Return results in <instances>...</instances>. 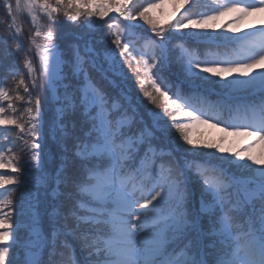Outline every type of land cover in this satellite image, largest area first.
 <instances>
[{
  "label": "snow or ice",
  "instance_id": "obj_1",
  "mask_svg": "<svg viewBox=\"0 0 264 264\" xmlns=\"http://www.w3.org/2000/svg\"><path fill=\"white\" fill-rule=\"evenodd\" d=\"M175 2L190 7L166 28L150 16L166 0H0V264H264V26L210 34L264 0ZM64 22L83 32L62 48Z\"/></svg>",
  "mask_w": 264,
  "mask_h": 264
},
{
  "label": "trees",
  "instance_id": "obj_2",
  "mask_svg": "<svg viewBox=\"0 0 264 264\" xmlns=\"http://www.w3.org/2000/svg\"><path fill=\"white\" fill-rule=\"evenodd\" d=\"M14 2V0H13ZM144 3V0H133L132 5H130L129 7L132 9V11H136L138 10L141 5ZM210 3V0H199V8L198 10H205L204 9V5ZM188 7H190V5H185V6H181L180 4L176 3L175 0H166V3L164 4V6L162 8L159 9H154L151 13L150 16L155 20V22L159 25V26H164V27H169V22L171 23V25H174L176 23V19H179L180 14H183L185 12L188 11ZM179 9V12H177V10ZM3 14H0V16H2ZM115 13H110L109 17H106V20H110L112 16H114ZM176 16V19H173V16ZM26 18V17H25ZM23 17L22 20L18 21V23H20L21 29H22V33L25 37L29 36L30 33L32 32V26L30 23V19H25ZM60 19L63 21V17H60ZM82 23V22H81ZM100 23H102L104 25L103 29L101 32L96 33L95 34V39H99L103 33H106L109 31L107 24L104 23L103 21H101ZM134 23L138 24V25H142L143 29L146 30L145 35H151L149 26L144 24L143 21H135ZM3 25H0V37H5L7 35V33L5 31H3ZM50 27V25L47 24V22H45V29L44 30H48V28ZM57 32V35L60 37V39L58 40V43L60 44V46L62 48L66 47L68 44L72 43L75 41V36L78 34H82L83 30L80 26L76 25V24H72L71 22H64L61 25L57 26L54 29ZM184 31H192V30H184ZM226 28H218L216 29L215 32H211L210 34L212 35H220V34H224L226 35ZM85 38H88L87 36ZM143 41H140L138 44V47H143ZM24 46L27 47L28 46V40L25 39L24 40ZM100 47H103V45H98ZM205 48L203 45L200 46L199 48V54L201 56V58H203L204 54H205ZM211 52L216 53L219 52L221 55L224 53L225 49L220 48V49H216L215 47L210 49ZM177 53H173L172 55H176ZM139 59V57H138ZM17 67H19L22 71H25L23 69V53L21 54L20 58L17 61ZM142 63H141V69H142ZM135 68V66H134ZM173 68H175V65H173ZM134 70V69H133ZM125 72L127 73L128 76V80H127V84L126 87L128 89L129 92L133 93V95L135 97H139L141 100H143L144 105L147 108L152 109L153 111H159L158 109L155 108V106L153 104H151L150 102H148L146 99H144L142 97V93H141V87L137 84V80H136V75H133V71H129L127 69V67H125ZM137 75H139L141 77V79L145 80V83L143 85L144 90H151L150 85L146 82V77L144 76L143 72L141 71L140 73H138ZM165 77L169 79V81H174V77H169L168 73L165 72L164 73ZM210 75V74H209ZM213 79H219L218 77H213ZM229 79H231V77H229ZM226 82V81H223ZM7 86L9 88V90L11 91L12 88L15 87V83L13 81V78L9 77L8 81H7ZM21 94L22 93V89L20 90ZM213 99H215V97H213ZM6 106L7 102H3ZM18 104L21 102H17ZM143 111V108L141 109ZM170 114H176L173 113L171 109H169ZM186 119V118H185ZM165 120L167 121L168 124H171V118L170 115L165 117ZM171 133L174 135L178 136V133L175 132V129H171ZM195 135L196 137H203L206 138L208 140H215L216 138L222 136L223 134L220 133L219 131H217L216 129H210V128H199L197 130H195ZM235 138L229 139L230 143L227 146H232V141ZM9 140L12 141L13 144V151L16 152L17 154H19V148L21 145V141L15 139L14 135L9 136ZM8 141H3L0 140V144H7ZM182 143V141H181ZM184 147L186 148H190V146L184 145ZM199 151H206L204 149H199ZM207 151H214V150H207ZM216 155H220L219 153H216ZM5 174H9L11 175L12 173L10 172H6ZM8 188L14 187V186H7ZM5 190H0V192H3ZM22 195L21 191H17L14 195H13V200L14 202L16 200L19 199V197ZM14 219H15V215H14ZM75 246V255L77 258L81 257L82 254L80 252L79 246L75 245V242H72ZM68 251L65 250V255H64V259L67 260L68 258ZM9 257L12 258L14 261L19 259V251L15 248V246L13 247V249L10 250L9 253ZM7 264V261H6Z\"/></svg>",
  "mask_w": 264,
  "mask_h": 264
},
{
  "label": "rangeland",
  "instance_id": "obj_3",
  "mask_svg": "<svg viewBox=\"0 0 264 264\" xmlns=\"http://www.w3.org/2000/svg\"><path fill=\"white\" fill-rule=\"evenodd\" d=\"M27 18V19H30L29 17H27V15H24V18ZM25 18V19H26ZM262 20H264V15H257L255 17H250L249 19L245 20L241 25H240V28H241V31L239 33H236V34H233V33H228L226 32V35H243L244 32L246 31H255L256 28H259L261 26H264L262 25ZM231 21H227L226 23H230ZM250 24H254L255 25V28H250L249 25ZM226 28V27H225ZM229 139H232V138H229ZM256 151L257 153H259L261 151V146H256Z\"/></svg>",
  "mask_w": 264,
  "mask_h": 264
}]
</instances>
